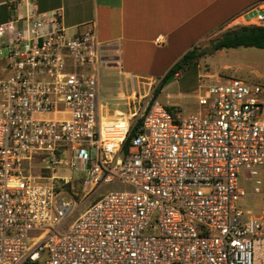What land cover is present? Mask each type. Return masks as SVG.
<instances>
[{
	"label": "built area",
	"instance_id": "1",
	"mask_svg": "<svg viewBox=\"0 0 264 264\" xmlns=\"http://www.w3.org/2000/svg\"><path fill=\"white\" fill-rule=\"evenodd\" d=\"M61 20V10L0 18V264H264V207L236 206L264 200V85L212 83L191 114L154 101L121 132L100 120L106 64L94 29L70 36ZM256 21L264 27V14ZM42 153L54 164L70 155L84 174L80 204L102 184L128 190L62 232L75 208L60 194L68 180L40 185L23 171Z\"/></svg>",
	"mask_w": 264,
	"mask_h": 264
},
{
	"label": "crops",
	"instance_id": "2",
	"mask_svg": "<svg viewBox=\"0 0 264 264\" xmlns=\"http://www.w3.org/2000/svg\"><path fill=\"white\" fill-rule=\"evenodd\" d=\"M5 1L0 0V18L5 21L29 12L61 10V25L68 35L87 27L94 29L106 64L100 120L105 126L120 124L121 132L123 120L129 121L135 108L128 101L134 94L128 95L134 91V81L136 85L160 81L187 51L207 37L220 39L226 31L249 26L264 14V0H34L11 11L4 6ZM252 14L256 15L246 19ZM193 107L194 112L199 110L197 103Z\"/></svg>",
	"mask_w": 264,
	"mask_h": 264
},
{
	"label": "rangeland",
	"instance_id": "3",
	"mask_svg": "<svg viewBox=\"0 0 264 264\" xmlns=\"http://www.w3.org/2000/svg\"><path fill=\"white\" fill-rule=\"evenodd\" d=\"M1 12L2 9H0ZM259 14H262V12ZM255 15H249L246 19H250ZM1 21L4 22L5 20L2 18ZM249 25L261 26L256 20ZM218 39V36L211 35L200 42L198 45L199 51H203L205 55L192 68L181 71L177 78L171 79L154 100L153 91L157 87L159 80L139 85H136L137 81H134V91L132 89L128 93V95L132 92L134 93L128 98L131 108L142 109L144 105L157 101L161 105L171 106L169 107L171 110H179L185 114H191L194 112L193 105L197 103L199 97L205 95L207 87L213 81L237 78L249 84L264 85V50L238 48L217 52L210 51L211 44ZM1 66L0 64V74ZM127 122L128 118L123 120V125L126 126ZM132 122L133 120L131 119L128 124L131 125ZM50 159L51 157L48 154L42 153L26 162L23 166V171L30 173L34 178L38 177L37 183L40 185L54 184L59 186L60 179L68 180L69 183L62 187L60 194L67 198H73L75 208L73 215L62 226V232L67 231L71 223L92 203L110 192L128 190L127 187L120 185L118 182L102 184L85 202L80 204L79 202L83 196L80 185L84 179V174L78 170H70L69 154L65 153L62 156V160L56 164ZM52 177L53 179L50 180ZM236 206L244 215L259 216L264 207V200L261 197L241 198L236 203Z\"/></svg>",
	"mask_w": 264,
	"mask_h": 264
},
{
	"label": "trees",
	"instance_id": "4",
	"mask_svg": "<svg viewBox=\"0 0 264 264\" xmlns=\"http://www.w3.org/2000/svg\"><path fill=\"white\" fill-rule=\"evenodd\" d=\"M238 48H253L256 50H264V27L262 26H240L233 30L226 31L221 38L210 46V51L217 52L221 50H230ZM205 55L203 51H199L197 46L187 51L160 79L157 87L153 91V100L158 96L161 89L177 74L185 69L192 68L196 62ZM170 109V108H168ZM141 125L139 119L134 130H132L125 140L123 152L129 151V141L135 135V130Z\"/></svg>",
	"mask_w": 264,
	"mask_h": 264
}]
</instances>
